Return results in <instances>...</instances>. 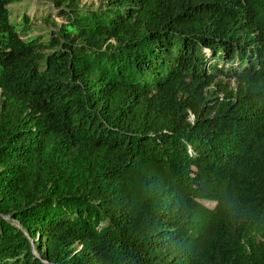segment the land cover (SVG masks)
Listing matches in <instances>:
<instances>
[{"label": "trees", "instance_id": "trees-1", "mask_svg": "<svg viewBox=\"0 0 264 264\" xmlns=\"http://www.w3.org/2000/svg\"><path fill=\"white\" fill-rule=\"evenodd\" d=\"M21 1L0 264H264V0H48L42 34Z\"/></svg>", "mask_w": 264, "mask_h": 264}, {"label": "rangeland", "instance_id": "rangeland-1", "mask_svg": "<svg viewBox=\"0 0 264 264\" xmlns=\"http://www.w3.org/2000/svg\"><path fill=\"white\" fill-rule=\"evenodd\" d=\"M86 3H97V0H81ZM52 4L48 0H22L10 5V15L12 18L19 20L20 14L24 11L28 13L31 19L30 34L45 33L49 29V24L43 22L41 16L52 10ZM53 19L60 22L62 19L59 15L55 14V11L50 12ZM232 79L230 82L232 83Z\"/></svg>", "mask_w": 264, "mask_h": 264}]
</instances>
